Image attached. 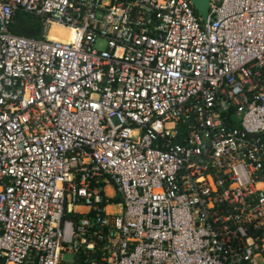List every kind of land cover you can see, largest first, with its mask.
Here are the masks:
<instances>
[{
	"label": "built area",
	"instance_id": "2783aa9c",
	"mask_svg": "<svg viewBox=\"0 0 264 264\" xmlns=\"http://www.w3.org/2000/svg\"><path fill=\"white\" fill-rule=\"evenodd\" d=\"M257 258L264 0H0V264Z\"/></svg>",
	"mask_w": 264,
	"mask_h": 264
},
{
	"label": "trees",
	"instance_id": "16d2710c",
	"mask_svg": "<svg viewBox=\"0 0 264 264\" xmlns=\"http://www.w3.org/2000/svg\"><path fill=\"white\" fill-rule=\"evenodd\" d=\"M43 19L40 15L16 9L13 14V22L11 30L19 35L28 37H42L43 35Z\"/></svg>",
	"mask_w": 264,
	"mask_h": 264
},
{
	"label": "bare ground",
	"instance_id": "6f19581e",
	"mask_svg": "<svg viewBox=\"0 0 264 264\" xmlns=\"http://www.w3.org/2000/svg\"><path fill=\"white\" fill-rule=\"evenodd\" d=\"M74 35L71 29L57 24H52L47 33V38L50 40H70ZM118 208V207H117Z\"/></svg>",
	"mask_w": 264,
	"mask_h": 264
},
{
	"label": "water",
	"instance_id": "95a60500",
	"mask_svg": "<svg viewBox=\"0 0 264 264\" xmlns=\"http://www.w3.org/2000/svg\"><path fill=\"white\" fill-rule=\"evenodd\" d=\"M190 1L196 12L202 18V20H205L208 13L210 0H190Z\"/></svg>",
	"mask_w": 264,
	"mask_h": 264
},
{
	"label": "rangeland",
	"instance_id": "374dc122",
	"mask_svg": "<svg viewBox=\"0 0 264 264\" xmlns=\"http://www.w3.org/2000/svg\"><path fill=\"white\" fill-rule=\"evenodd\" d=\"M104 45H105V42L103 40L97 41V46L98 47H103ZM109 209H110V211H117V210H119V206H117L115 204H110L109 205ZM256 260H257L258 264H264V262L261 260V258H257Z\"/></svg>",
	"mask_w": 264,
	"mask_h": 264
}]
</instances>
